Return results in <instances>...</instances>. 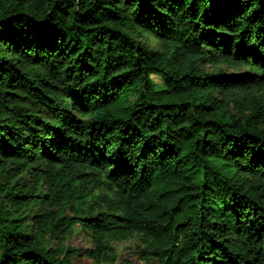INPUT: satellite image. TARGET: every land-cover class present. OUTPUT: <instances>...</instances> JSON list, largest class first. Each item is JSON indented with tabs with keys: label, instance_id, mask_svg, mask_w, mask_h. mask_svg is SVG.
Returning <instances> with one entry per match:
<instances>
[{
	"label": "trees",
	"instance_id": "trees-1",
	"mask_svg": "<svg viewBox=\"0 0 264 264\" xmlns=\"http://www.w3.org/2000/svg\"><path fill=\"white\" fill-rule=\"evenodd\" d=\"M262 86L264 0H0V264H264Z\"/></svg>",
	"mask_w": 264,
	"mask_h": 264
},
{
	"label": "rangeland",
	"instance_id": "rangeland-1",
	"mask_svg": "<svg viewBox=\"0 0 264 264\" xmlns=\"http://www.w3.org/2000/svg\"><path fill=\"white\" fill-rule=\"evenodd\" d=\"M150 43L154 48H162V45L156 40L151 38ZM205 71L211 72L214 67L209 65L203 67ZM222 69L227 73L232 72H243L245 68L236 69L229 64H223ZM156 82H161V79L157 76H154ZM254 96L258 99L264 98V86L255 90ZM222 97V96H219ZM245 107L249 105L247 102L244 103ZM235 108V107H234ZM235 111H238L235 109ZM32 183V182H30ZM46 189V187H45ZM98 190L96 195H98ZM73 211H67L68 216H72ZM112 250L108 251L107 256L104 259L98 260L89 255V251H94L96 249L95 236L90 232L86 231L83 228L77 226L74 230V233L70 238L64 243L66 247L75 249V251L70 254L73 255L71 259L72 264H145L144 260L141 259L139 254V248L143 245L141 236L138 232L133 233L128 239H110L106 242ZM63 244L57 241L51 242V247L55 250L61 249ZM152 264H160L157 260H153Z\"/></svg>",
	"mask_w": 264,
	"mask_h": 264
}]
</instances>
